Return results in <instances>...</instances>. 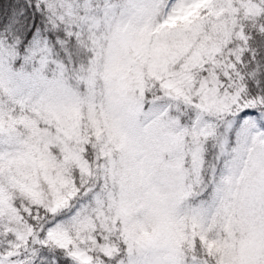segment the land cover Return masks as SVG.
Listing matches in <instances>:
<instances>
[{"label":"snow or ice","instance_id":"snow-or-ice-1","mask_svg":"<svg viewBox=\"0 0 264 264\" xmlns=\"http://www.w3.org/2000/svg\"><path fill=\"white\" fill-rule=\"evenodd\" d=\"M0 264H264V0H0Z\"/></svg>","mask_w":264,"mask_h":264}]
</instances>
